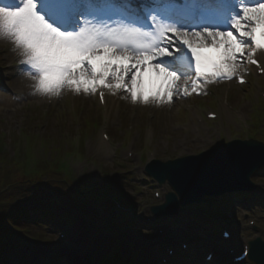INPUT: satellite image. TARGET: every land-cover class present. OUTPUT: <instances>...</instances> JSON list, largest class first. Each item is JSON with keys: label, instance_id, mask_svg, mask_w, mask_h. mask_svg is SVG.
Segmentation results:
<instances>
[{"label": "rangeland", "instance_id": "obj_1", "mask_svg": "<svg viewBox=\"0 0 264 264\" xmlns=\"http://www.w3.org/2000/svg\"><path fill=\"white\" fill-rule=\"evenodd\" d=\"M7 45L12 47L7 48ZM20 59L22 58L19 57L14 45L9 40L0 38V97H3L0 100V149L2 148L6 153L3 154L5 162L0 163V168L3 166L1 169L8 177H10L9 172L11 173V184L17 181L15 194L13 188L4 194V197L14 198L12 203H8L5 207H11L15 199L18 206L27 207L36 205L42 196L49 197L50 194L47 193L38 194L33 186L27 183L29 181L27 178L34 176L39 169V172H43V181L51 182L49 183L51 187L46 185V188H53L51 191L62 194L59 208L55 207V210L51 208V211L56 213L60 211L66 218L62 222L54 221L52 226H49L50 224L43 226L41 230L43 233H51L57 238L54 242L38 244L21 236L7 240L2 245L0 264H72L73 258L78 264L82 262L87 264L84 262V259H89V255H86L87 251L95 253L88 263L99 260L107 264L109 260L106 254L111 248L118 253V258L124 264H127V261L130 262L129 264H152L153 261V264H159V257L165 256L163 248L167 245L166 242L162 243L161 249L150 253L151 262H146L145 255L141 253L143 249L149 253L152 240L156 241L159 235V232L146 233L141 230L145 227L143 226L145 219L152 218L150 209L160 204L153 197L154 187L145 181L147 178L143 171L146 151L154 152L157 160L167 162L199 155L234 140L253 137L264 143V128H258L253 132L247 128L249 131L247 136L239 133L235 128L236 118L228 108V106L239 108L250 115L249 111L255 107L253 114L258 112L264 122L263 106H255L261 102L260 96L253 87L241 91L235 85H221L214 90L217 93L214 99L216 102L179 97L170 105L133 104L130 98H125V93H117L120 94L119 106L112 114L111 111L109 112L110 121L106 123L101 119L96 94L75 93L74 102L71 101L73 92L69 90H65L60 97L37 94L33 90L35 82L25 81V72L21 70ZM53 100H57L56 105L51 104ZM38 101H43L44 105L38 106ZM166 106H173L172 111ZM199 107L219 114L227 113L230 116L228 120L225 117V120L224 114H221L225 136L221 140L216 139L218 141H215L213 146H209L208 143L215 139L206 138L208 133H211L210 126H200L198 123V119L205 120V116L197 110ZM253 114L250 115V121L261 123L252 117ZM186 124H189V127L185 130L183 126ZM194 128H198L199 134L194 133ZM101 132H108L114 143L122 148V153L117 158L103 155L99 145ZM204 139L206 144H201ZM45 142H48L46 149L43 146ZM130 148L134 149L136 160H129L126 157ZM15 156L19 158L21 165L11 166L8 158ZM77 159L84 161L81 170L76 169ZM55 164L60 172L65 168V174H68L66 178L63 177L65 174L59 175ZM117 181L121 182L120 186L123 190L116 184ZM252 181L257 186L262 199L264 170L260 171ZM77 184L84 185L82 186L84 192L97 188L102 191L107 189L104 192L109 194L111 185L115 193L124 191L131 197L127 204L134 207L133 215L121 213L114 218L113 213L105 210L106 203L95 204V201L91 203L90 200L83 205L75 203L63 205L64 200L67 199L66 195L74 194L69 187ZM160 190L164 196L172 192L168 184L161 186ZM239 200L242 199L236 194L221 199L219 201L221 207L235 215L225 221L223 214L213 213L210 214L211 219L216 223L221 222L220 225H226L228 221H241L242 210L237 205ZM48 202L51 201L48 199ZM258 206L252 219L257 221L259 229L264 232V215L261 213L264 209L259 204ZM93 208L97 212H94ZM202 208L192 207L189 209L190 214H198V209H207L206 206ZM9 210L14 212L12 209ZM176 220L178 219L163 224H172ZM244 224L247 227L244 237L250 240L254 232L248 227V223ZM176 229V231H167L173 233L176 241L186 238L191 244L203 238L200 234L192 236L180 232V228ZM215 229H219V226ZM59 234H65L69 239L66 242L60 241ZM211 234L216 235V238H213L216 240L218 230ZM103 235H108L110 239L106 245L100 247L98 239ZM209 237L210 234L204 236L206 239ZM210 245L209 248L207 246L205 248H218L219 242L215 241ZM69 249L74 250L71 256L64 257V252ZM125 251L130 252L131 256L127 257ZM50 255L53 257L58 255L57 260L55 262L51 260ZM201 260L204 262V256Z\"/></svg>", "mask_w": 264, "mask_h": 264}, {"label": "snow or ice", "instance_id": "obj_2", "mask_svg": "<svg viewBox=\"0 0 264 264\" xmlns=\"http://www.w3.org/2000/svg\"><path fill=\"white\" fill-rule=\"evenodd\" d=\"M0 38L36 90L170 105L264 52V0H0ZM264 264V262H262Z\"/></svg>", "mask_w": 264, "mask_h": 264}, {"label": "water", "instance_id": "obj_3", "mask_svg": "<svg viewBox=\"0 0 264 264\" xmlns=\"http://www.w3.org/2000/svg\"><path fill=\"white\" fill-rule=\"evenodd\" d=\"M224 151L227 160L222 165L205 172L174 175L173 184L185 205L197 202L203 196H218L223 191L232 188L233 182L243 186L249 185L251 175L264 164V149L257 144H234L225 147ZM180 167L181 162L168 164L164 166L162 173H176ZM151 170H156V168L151 166ZM157 176L162 178L161 174ZM214 189L217 191L214 192ZM174 199H176L175 196H169V204Z\"/></svg>", "mask_w": 264, "mask_h": 264}, {"label": "trees", "instance_id": "obj_4", "mask_svg": "<svg viewBox=\"0 0 264 264\" xmlns=\"http://www.w3.org/2000/svg\"><path fill=\"white\" fill-rule=\"evenodd\" d=\"M2 160L3 159L0 158V161ZM4 182L5 187H7L8 184H11V178L3 176V170L0 168V245L2 244L4 238L13 235V231H17L23 228L25 224H28V218L25 213H21L12 217L9 216L3 206H1V200H3L2 191L4 190V187H2V183Z\"/></svg>", "mask_w": 264, "mask_h": 264}, {"label": "bare ground", "instance_id": "obj_5", "mask_svg": "<svg viewBox=\"0 0 264 264\" xmlns=\"http://www.w3.org/2000/svg\"><path fill=\"white\" fill-rule=\"evenodd\" d=\"M24 77H25V79H26L25 81H28V80H29V81H31V82H34V81H32L31 78L28 77L25 73H24ZM33 90H35L37 94H41V93H39V92L36 90L35 87L33 88ZM2 98H3V97H0V100H2ZM174 99H178V98H174ZM107 101H110V100L107 98ZM178 101H179V100H178ZM166 107L168 108L169 111H172V109H173V106H166ZM222 113H223V112H222ZM223 114H224V113H223ZM224 117H226L227 120L230 118L229 114H227V113L224 114ZM154 222H155V224H159V223L161 222V220H155ZM206 242H207V244H208V241H206ZM199 251H201V249H199ZM205 253H207L206 250H203V251H201V252H199V253L197 252V254H198V258L201 259V257L204 256ZM196 261H197V260H196V255H195L194 263H196ZM146 262H150V259H147ZM220 262H221V263L223 262V264H227L225 261H220ZM153 263H154V261L152 262V264H153ZM198 264H204V263H203L202 260H201V261H198Z\"/></svg>", "mask_w": 264, "mask_h": 264}]
</instances>
